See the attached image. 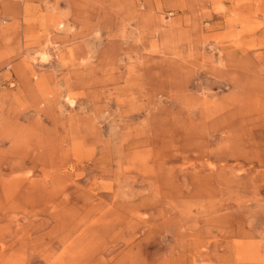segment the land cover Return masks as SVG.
Returning <instances> with one entry per match:
<instances>
[{
  "label": "rangeland",
  "instance_id": "1",
  "mask_svg": "<svg viewBox=\"0 0 264 264\" xmlns=\"http://www.w3.org/2000/svg\"><path fill=\"white\" fill-rule=\"evenodd\" d=\"M0 264H264V0H0Z\"/></svg>",
  "mask_w": 264,
  "mask_h": 264
},
{
  "label": "bare ground",
  "instance_id": "2",
  "mask_svg": "<svg viewBox=\"0 0 264 264\" xmlns=\"http://www.w3.org/2000/svg\"><path fill=\"white\" fill-rule=\"evenodd\" d=\"M72 102V101H71ZM72 104H73V102H72Z\"/></svg>",
  "mask_w": 264,
  "mask_h": 264
}]
</instances>
